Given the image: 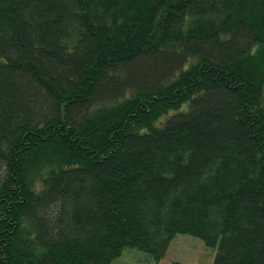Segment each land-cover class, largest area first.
Instances as JSON below:
<instances>
[{"label":"trees","instance_id":"16d2710c","mask_svg":"<svg viewBox=\"0 0 264 264\" xmlns=\"http://www.w3.org/2000/svg\"><path fill=\"white\" fill-rule=\"evenodd\" d=\"M178 234L264 264V0H0V264Z\"/></svg>","mask_w":264,"mask_h":264},{"label":"rangeland","instance_id":"374dc122","mask_svg":"<svg viewBox=\"0 0 264 264\" xmlns=\"http://www.w3.org/2000/svg\"><path fill=\"white\" fill-rule=\"evenodd\" d=\"M215 250L206 247L198 237L178 234L171 240L162 259L155 261L151 255L135 248H124L111 264H212Z\"/></svg>","mask_w":264,"mask_h":264}]
</instances>
